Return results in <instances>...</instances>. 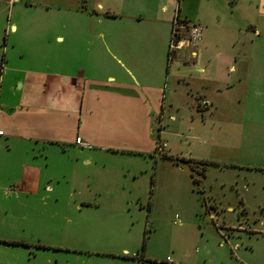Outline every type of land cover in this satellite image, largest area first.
<instances>
[{"label":"rangeland","instance_id":"rangeland-1","mask_svg":"<svg viewBox=\"0 0 264 264\" xmlns=\"http://www.w3.org/2000/svg\"><path fill=\"white\" fill-rule=\"evenodd\" d=\"M169 1L0 0L5 89L39 71L87 90L54 113V142L6 139L21 116L2 97L0 264H264V83H222L208 112L171 106L154 19ZM39 128L10 131L54 137ZM24 162L42 167L38 194L16 192Z\"/></svg>","mask_w":264,"mask_h":264},{"label":"crops","instance_id":"crops-1","mask_svg":"<svg viewBox=\"0 0 264 264\" xmlns=\"http://www.w3.org/2000/svg\"><path fill=\"white\" fill-rule=\"evenodd\" d=\"M183 2L184 7L181 0H171L167 5H158L154 18L157 25L164 27L166 37L169 36V46L173 31L172 21L177 13L186 23H196L203 28L197 43H187L174 52L168 49L166 53V66L167 71L169 70V80L171 79L169 104L175 106V102H185L184 105L192 111L194 106H197L199 111L208 112L221 101L217 94L222 83L238 84L241 89L246 90L241 95L245 97L256 83H264V65H260L262 63L258 60L264 58V0H198L197 6L191 8ZM223 9L227 13L222 12ZM142 16L140 14L135 18L141 20ZM162 56L165 62V51ZM223 58L230 60L227 65ZM240 59L243 66L237 67L235 64L240 63ZM256 60L258 65L253 67L252 61L256 63ZM172 64L176 65L174 71ZM7 79L6 66L3 67L2 64L0 109L2 97L5 96L8 106H12L13 111L19 110L21 116V122L8 127L9 135L6 139L37 138L43 142H54L58 138L56 129L59 124L54 113H76L86 101V85L80 77L76 79L66 74L50 75L39 71H26L21 77L15 76L12 83L9 79L8 89H5ZM179 84L183 87L182 91H179ZM240 100L241 97L237 98L238 102ZM192 117L191 121H195V117ZM44 126L52 129L54 137H40L39 134L32 137L28 134L40 133L39 127ZM10 128H18L28 133H12ZM0 131H3L0 137L4 136L5 131L2 128ZM78 140L79 137H76V141ZM15 180L18 184L16 192L38 194L42 188V167L37 163L24 162Z\"/></svg>","mask_w":264,"mask_h":264},{"label":"built area","instance_id":"built-area-1","mask_svg":"<svg viewBox=\"0 0 264 264\" xmlns=\"http://www.w3.org/2000/svg\"><path fill=\"white\" fill-rule=\"evenodd\" d=\"M175 23L173 24V31L170 41V51L174 52L177 49L183 48L186 44L197 43L203 32L201 25L196 23H186L176 16ZM3 131H0V135ZM79 141V140H78Z\"/></svg>","mask_w":264,"mask_h":264},{"label":"trees","instance_id":"trees-1","mask_svg":"<svg viewBox=\"0 0 264 264\" xmlns=\"http://www.w3.org/2000/svg\"><path fill=\"white\" fill-rule=\"evenodd\" d=\"M169 58H170V56H169Z\"/></svg>","mask_w":264,"mask_h":264}]
</instances>
